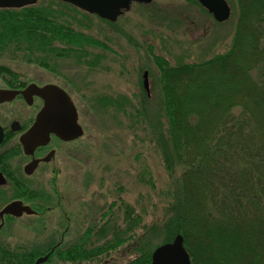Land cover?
<instances>
[{
  "label": "rangeland",
  "instance_id": "374dc122",
  "mask_svg": "<svg viewBox=\"0 0 264 264\" xmlns=\"http://www.w3.org/2000/svg\"><path fill=\"white\" fill-rule=\"evenodd\" d=\"M227 1L232 13L225 22L216 21L193 0L132 1L113 23L77 5L67 9L60 6L66 23L96 41L87 45V57L79 58L74 53L57 57L48 64L50 68L28 61L29 54L22 51L0 57V65L19 73L25 84L62 86L75 102L82 127L77 140L58 145L53 158L31 173L24 172L29 157L17 145L18 137L10 136L0 146L1 151L13 153L9 163L19 166L25 185L50 195L43 209H38L34 200L13 196V179L0 187V211L15 201L32 210L4 217L0 243L36 248L42 252L39 255L50 256L57 247L64 249L80 241L91 227L95 230L89 240L103 244L132 224L125 213L128 206L130 216L134 219L138 215L140 222L128 240L100 260L79 263L53 257L44 264H123L137 253L135 247L146 229L166 219L184 170L178 167L169 174L154 138L158 123L166 126L155 57H164L176 66L227 52L239 7L238 0ZM145 71L148 92L143 86ZM8 79L0 71L1 87L11 86ZM240 111L237 107L232 112ZM4 119L9 122L11 118H0ZM151 237L156 245L163 240V232ZM227 240L234 238L225 237ZM199 244L205 264H215L218 255L229 254L227 243H213L208 236L199 235Z\"/></svg>",
  "mask_w": 264,
  "mask_h": 264
},
{
  "label": "trees",
  "instance_id": "16d2710c",
  "mask_svg": "<svg viewBox=\"0 0 264 264\" xmlns=\"http://www.w3.org/2000/svg\"><path fill=\"white\" fill-rule=\"evenodd\" d=\"M238 1L236 28L227 52L176 66L155 57L166 126L158 123L153 137L169 174L178 167L184 170L166 219L146 229L135 247L137 253L123 264H152L154 249L178 233L193 264H205L199 235L213 243H227L229 254L218 255L215 264H264V0ZM60 6L74 5L40 0L0 7V57L22 51L29 54L28 61L46 67L52 59L73 53L87 57V45L96 41L66 23ZM0 71L8 75V85L22 82L12 68L1 64ZM237 107L241 111L235 114L232 111ZM14 187V197L34 200L38 209L50 199L30 186ZM125 208L132 224L114 240L92 244L89 239L95 229L88 227L80 241L64 249L57 247L45 263L53 257L79 263L100 260L128 240L140 222L138 215L133 219L129 207ZM161 232L163 240L153 245L151 234ZM242 236L245 240L239 244ZM225 237L234 240L225 242ZM40 253L36 248L0 243V264H34Z\"/></svg>",
  "mask_w": 264,
  "mask_h": 264
},
{
  "label": "water",
  "instance_id": "95a60500",
  "mask_svg": "<svg viewBox=\"0 0 264 264\" xmlns=\"http://www.w3.org/2000/svg\"><path fill=\"white\" fill-rule=\"evenodd\" d=\"M37 0H0V7H21L27 4L34 3ZM74 5L79 6L89 12L96 13L102 18L115 20L117 15L121 13V8L128 9L132 0H65ZM140 2L149 3L152 0H137ZM210 13L213 14L217 21L223 22L231 15V8L226 0H198ZM148 73H144V85L148 88ZM35 91L44 100V107L39 115L38 123L25 136L21 137V142L25 153H32V151L40 144L45 143L49 138L50 131H58L54 126V120L67 115L72 124V133L65 138L77 137L81 134V129L76 123L77 110L69 97V95L59 86L55 84H48L39 87L35 84L30 85L27 91ZM25 92V91H23ZM25 92V93H26ZM17 90L0 89V101L10 100L17 95ZM65 111V113L62 112ZM61 111V112H60ZM44 126L42 127V125ZM43 128V129H42ZM59 133V131H58ZM3 139V130L0 127V142ZM29 164L27 172H32V165ZM5 178L0 172V184L5 183ZM29 206H25L20 201H15L5 206L0 215L5 213L19 216L23 212H31ZM49 254L38 257L34 264H41L48 260ZM152 264H193L190 254L185 248L184 237L178 233L172 241L165 242L157 246L152 253Z\"/></svg>",
  "mask_w": 264,
  "mask_h": 264
},
{
  "label": "flooded vegetation",
  "instance_id": "af4514ba",
  "mask_svg": "<svg viewBox=\"0 0 264 264\" xmlns=\"http://www.w3.org/2000/svg\"><path fill=\"white\" fill-rule=\"evenodd\" d=\"M34 83L31 82L25 84L22 81L18 86L11 85L7 88L0 86V89L19 91V93L15 95L13 99L2 101V103H0V111H2V113H0V118H11L9 122H7L5 119L3 121L0 120V127L3 129L6 139L10 136L18 137L17 145L19 144L23 154L26 157H29V161L25 163L23 168L25 173L28 165L33 163V161L35 164L34 166L32 165V170L35 171V169H37L42 162L51 160L55 155V149L58 145L71 142L67 140L68 138L63 137V135L69 136L73 132L70 118H68L67 115H63L57 118L56 121L54 120V126L59 131V133L58 131H50L49 138L45 143L38 145L32 151V153H25L20 142V138L25 136L36 126L39 115L45 103V100L39 94L35 93V91L26 92L27 88ZM36 84L38 86H43L47 83ZM62 112L65 113L64 110H62ZM43 126L44 124L42 127ZM12 156L13 153L11 150L8 152L0 150V172L3 173L6 180L8 179V181H12L13 179L15 185H25L23 179L21 178L22 175L19 166H17V164L16 166H11L9 163V161L12 159ZM5 217H8V215Z\"/></svg>",
  "mask_w": 264,
  "mask_h": 264
}]
</instances>
